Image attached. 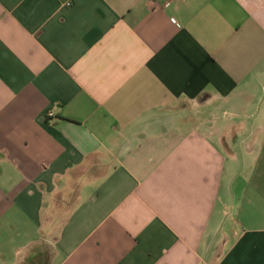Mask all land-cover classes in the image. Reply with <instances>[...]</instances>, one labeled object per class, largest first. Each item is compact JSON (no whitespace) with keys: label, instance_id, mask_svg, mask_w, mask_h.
<instances>
[{"label":"crops","instance_id":"1","mask_svg":"<svg viewBox=\"0 0 264 264\" xmlns=\"http://www.w3.org/2000/svg\"><path fill=\"white\" fill-rule=\"evenodd\" d=\"M0 264H264V0H0Z\"/></svg>","mask_w":264,"mask_h":264},{"label":"built area","instance_id":"2","mask_svg":"<svg viewBox=\"0 0 264 264\" xmlns=\"http://www.w3.org/2000/svg\"><path fill=\"white\" fill-rule=\"evenodd\" d=\"M156 1H159V0H156Z\"/></svg>","mask_w":264,"mask_h":264}]
</instances>
